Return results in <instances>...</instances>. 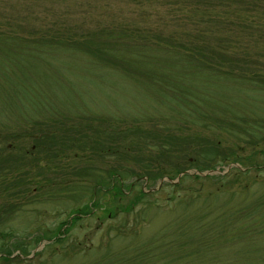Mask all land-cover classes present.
<instances>
[{"label":"rangeland","instance_id":"obj_1","mask_svg":"<svg viewBox=\"0 0 264 264\" xmlns=\"http://www.w3.org/2000/svg\"><path fill=\"white\" fill-rule=\"evenodd\" d=\"M192 10L202 12V5L195 0H0V229L11 235H0V264H245L264 258V228L257 236H241L237 229L250 223L241 214L229 216L233 224L205 233L187 227L197 221L191 227L201 228L203 216L227 210L255 208L259 216L264 212L259 171L228 176L221 186L226 191L208 206L203 193L218 181L202 185V198L193 204L175 207L167 200L169 178L141 177L140 189L160 190L150 199L159 207L130 213L121 210L126 199L117 203L95 186L96 179L107 184L114 170L134 181L146 164L163 163L158 153L164 149L173 150L171 162L186 158L179 150L190 137L217 146L229 159L199 173L231 174L234 159L264 165V68L247 63L259 74L256 85L236 78L245 38L231 37L229 50H221L232 60L226 63H233L230 76L222 75L206 92L196 78L189 81L197 82L201 93L164 85L180 77L174 73L187 71L183 62L189 49L201 48L194 36H203V17ZM127 23L158 34L159 46L135 44L144 43L135 39L146 32L135 36L122 26ZM263 48L254 44L247 52L264 58ZM140 50L150 56L144 61L167 74L157 75L146 65L160 82L129 63L138 60ZM190 181L184 186L197 188ZM233 190L235 196L227 198ZM94 198L96 206L87 209L91 215H84L64 241L47 245L55 231L61 233L56 238L63 236L76 208L92 205ZM222 228L228 232L217 238Z\"/></svg>","mask_w":264,"mask_h":264},{"label":"trees","instance_id":"obj_2","mask_svg":"<svg viewBox=\"0 0 264 264\" xmlns=\"http://www.w3.org/2000/svg\"><path fill=\"white\" fill-rule=\"evenodd\" d=\"M169 1L173 2L174 0ZM195 1L197 4L202 5L203 9L202 12H196L192 10V12L200 14L203 17V36L202 38H200L199 36H194V41L199 43V47L201 48L196 47L192 50L189 49V52L184 55V62L181 58V64L183 62V64L187 68V71L185 73H181V75L179 73H174L173 75L180 77H178L176 80L172 77L168 78L166 84H164L165 87L168 90L173 91L171 89V86H184L186 88V91L188 92L201 93V91H199L200 88L198 87V83H191L189 81V78H196L197 80H200V82H202L203 80V92H206L205 89H207V86H216L214 82L219 79V77H222V75L230 76V71L232 68L231 65H233V63H226L231 62L232 60L226 56L228 54L222 53L221 50H229V44L232 41L230 39L231 37H233L235 41L244 38L246 40L243 47H239V51H243L244 55L236 59L237 62L241 63V66H239L241 67V71L237 70L240 72H238L236 78L239 82L246 80L256 85L257 82L254 78L259 77V74L255 70H248L247 66L250 64L247 63L257 62V64L261 65V68L263 69L264 58L263 54H256L254 55L256 57L253 58L250 54H248L247 47L254 44H260L261 46L264 45V0ZM122 26L129 32H132V34L135 36L136 34L134 32H146L145 34L138 33L137 36H139V38L135 39L138 41H143L144 43L136 42L135 44L148 48L150 46H153V48L159 46L158 39H160V37L155 33L150 35L149 32H151V30H141L139 28L132 27V24L130 23ZM150 29L154 28L152 27ZM219 32L222 33V36L219 34ZM169 38L172 39L171 36ZM169 38L168 41L170 42ZM129 45V49L135 48L134 46H132V44ZM178 53L180 52L178 51ZM132 57L134 58V55ZM149 57L150 56L149 54H147V51L145 52V50H140V52L137 53L136 58L139 61H130L129 63H131V65H133L135 69H137V67L139 66L141 72L151 77L153 82H160L161 78H157L154 74H152L153 72L149 70L148 66H146L149 64L152 67V63H150V60L144 61L146 58L149 59ZM226 65H230V67L226 69ZM152 68L157 75H160L162 77L167 76L166 73L158 72L156 68ZM193 97L196 98V96ZM200 141L203 140L198 141V137H190L188 138V141H186V143L183 142V144L185 143L186 146H184V148L180 149L179 151L185 154L186 158L184 159L174 157L173 161L171 162L167 159L172 156L173 150L166 151V149H164L163 152H159V156L163 158V163L152 161L151 163L146 164L144 173L137 174L136 179L132 182L128 181L130 176L128 177L126 173L114 170L112 175H109L110 178L109 181H106L107 184H105V181L101 179H96L95 186L97 188V192H109L112 199L117 203H120L121 201H123V199H126V206L124 207L125 209L121 208V210L125 211V213H130L133 210L139 208L144 211L145 209H148V206L152 205L159 207V204L156 205L154 200L150 199L154 196V194L160 192V190L157 189L155 191L151 190L149 192H146L145 190L140 189V187H138V182L139 178L141 179V177H146V180L150 182L156 181L158 178H169L170 183L167 182L164 184L165 186L171 188V192L167 200L173 202L175 207H179L180 205L193 204L194 202H196L195 200L201 197L200 192L202 190V185L204 189L205 184L210 180L218 181L220 185L215 184L213 190L203 193L204 206L211 205V203H214V200L220 198L224 194L226 190L223 191L221 189V186L224 180H226V178L230 175H232L233 177L241 175L245 176L250 172L259 171V174L257 175V178L259 179L257 180L264 183V165L256 164L255 162L244 163L240 159H234V163H237V165L232 166L231 174L228 173L217 177L209 175H199L200 171L215 168L216 166L229 161L228 156L224 157L223 152L218 149L217 146H215V148L212 146V148L210 146H204L199 143ZM124 142L129 144L133 141L125 140ZM178 149L179 148H177V150ZM189 152L193 154V156L190 155ZM189 170L195 171L190 174L188 173ZM181 173L183 174L177 179L178 175ZM176 179L177 181H171ZM186 179L191 180L190 182H192L193 186L197 188L184 186V182ZM165 186H162V188H164ZM93 190L94 189L92 188L91 199L95 197L96 194V190ZM236 192V190L230 191V194L227 198L231 199L233 196H235ZM262 198L263 196H260V199ZM200 201L202 202V200ZM89 203V201L83 203L80 206V208L82 207L81 209L76 208V212L73 216H71L70 222L65 223L67 224V226L63 230V236L61 238H56L61 233H58V235L55 231L54 235L55 233L56 235H53L52 238H50L54 239V241L49 242L47 245H52L54 243L64 241L66 236L72 232L77 223L83 219V216L86 214H90L87 209L91 208V206H96V199L92 202V205H90ZM256 205L258 206V202L256 203ZM254 209L255 208H250V210L247 209L244 211L242 209H237L233 212L229 210L221 211L211 218L208 216H203V226H201V228H196V226L193 228L191 227L195 223H197V221L192 222L191 226L188 225L187 227L195 230L203 229V233H205L207 229L212 230L217 229V227L233 224V218H229V216H236L238 214H241L244 217H248L250 223H248L247 225H242L241 229H237V232L241 236L244 235L246 237L255 232V236H257L256 231L261 232L264 228V212L259 214V216H256V211H254ZM110 217H114L113 213H110ZM6 231L8 230L4 228L0 229L1 238L5 236L11 237V235L7 234L8 232ZM227 232L228 231L226 229L222 228V231L218 234L217 238L225 237ZM232 237L233 235L229 234V238ZM172 243L173 241L171 242L170 247H173ZM111 251L112 250L106 251V256H109L111 254ZM149 253V251L141 252L139 254H136L134 258L140 257V254L147 255ZM15 257L16 259H18V255H16ZM1 259L8 260L7 257H3ZM256 259H253V261H249L245 264H264V258H260L259 260Z\"/></svg>","mask_w":264,"mask_h":264},{"label":"water","instance_id":"obj_3","mask_svg":"<svg viewBox=\"0 0 264 264\" xmlns=\"http://www.w3.org/2000/svg\"><path fill=\"white\" fill-rule=\"evenodd\" d=\"M183 173H184V172H183ZM183 173L179 174V175H178V178H179ZM199 175H205V173H199ZM161 182H162V181H161ZM161 182H160V183H161Z\"/></svg>","mask_w":264,"mask_h":264}]
</instances>
